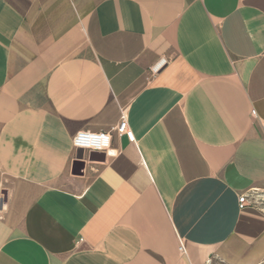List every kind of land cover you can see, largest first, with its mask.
Listing matches in <instances>:
<instances>
[{"label":"crops","instance_id":"1","mask_svg":"<svg viewBox=\"0 0 264 264\" xmlns=\"http://www.w3.org/2000/svg\"><path fill=\"white\" fill-rule=\"evenodd\" d=\"M0 196V264H264V0H0Z\"/></svg>","mask_w":264,"mask_h":264},{"label":"built area","instance_id":"2","mask_svg":"<svg viewBox=\"0 0 264 264\" xmlns=\"http://www.w3.org/2000/svg\"><path fill=\"white\" fill-rule=\"evenodd\" d=\"M164 63V61H162ZM156 71V68H155ZM119 136H126L129 142H134V136L132 131L128 128L127 123V115L124 110L121 111L119 122L117 126L113 129ZM110 143V134L106 133H90V132H78L73 138V145L75 148L97 151V152H105L109 147ZM249 198H251V204L254 206H259V196H254V193L248 194ZM248 195H242L239 197L238 204L239 208H243L248 200ZM2 198L0 196V205Z\"/></svg>","mask_w":264,"mask_h":264},{"label":"water","instance_id":"3","mask_svg":"<svg viewBox=\"0 0 264 264\" xmlns=\"http://www.w3.org/2000/svg\"><path fill=\"white\" fill-rule=\"evenodd\" d=\"M97 156H101L102 158H104V154L92 152V153L89 154V160H94L95 157H97ZM77 159L78 160H82L83 159V151L82 150H78ZM83 167H84L83 162H76L74 164V167H73V174L74 175H80Z\"/></svg>","mask_w":264,"mask_h":264}]
</instances>
